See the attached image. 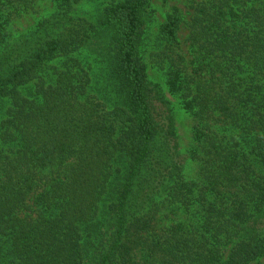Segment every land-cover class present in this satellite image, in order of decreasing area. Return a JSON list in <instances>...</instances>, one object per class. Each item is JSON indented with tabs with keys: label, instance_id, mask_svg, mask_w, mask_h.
<instances>
[{
	"label": "trees",
	"instance_id": "16d2710c",
	"mask_svg": "<svg viewBox=\"0 0 264 264\" xmlns=\"http://www.w3.org/2000/svg\"><path fill=\"white\" fill-rule=\"evenodd\" d=\"M90 1L0 0V264H264V0H194L185 44L174 9L159 91L153 0Z\"/></svg>",
	"mask_w": 264,
	"mask_h": 264
},
{
	"label": "rangeland",
	"instance_id": "374dc122",
	"mask_svg": "<svg viewBox=\"0 0 264 264\" xmlns=\"http://www.w3.org/2000/svg\"><path fill=\"white\" fill-rule=\"evenodd\" d=\"M107 2L106 0H91L86 3L81 11L83 13H89L93 15L96 8H99V5H104ZM194 0H153L152 1V14L150 15L149 20L146 24V32H145V40L143 42V46L141 48V53L143 56V60L147 66V73L151 85L159 91V88L164 87L165 78L163 77L162 72L155 65V52L158 45V30L160 25L165 21L166 17L173 12L174 9H177L182 17L183 25L181 27L179 36L182 44H185V39L187 37V23L191 19L192 16V6ZM30 22H25L21 25L22 28H27ZM162 95L165 100L168 102L166 106L170 107L171 113L173 115V119L175 122L176 134H177V142H178V153L180 155L181 163L184 165V174L187 179H194L197 177L199 168L197 164L190 161L188 157V151L193 146L192 139V118L191 115L186 112L183 106L180 104L178 98L175 94L170 93L166 88L162 90ZM155 106L158 110H163L161 102L156 98L154 100ZM33 198L29 199L27 202L28 210L32 208ZM33 210V209H32ZM29 212V211H28ZM25 214V213H24ZM27 214V213H26ZM260 262L264 263V259ZM256 264V263H253Z\"/></svg>",
	"mask_w": 264,
	"mask_h": 264
}]
</instances>
